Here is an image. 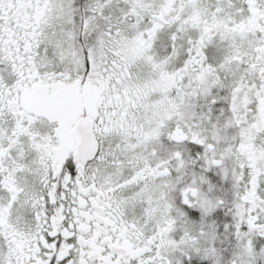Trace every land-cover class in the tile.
Here are the masks:
<instances>
[{
    "label": "flooded vegetation",
    "instance_id": "af4514ba",
    "mask_svg": "<svg viewBox=\"0 0 264 264\" xmlns=\"http://www.w3.org/2000/svg\"><path fill=\"white\" fill-rule=\"evenodd\" d=\"M247 230L264 0H0V264H249Z\"/></svg>",
    "mask_w": 264,
    "mask_h": 264
},
{
    "label": "rangeland",
    "instance_id": "374dc122",
    "mask_svg": "<svg viewBox=\"0 0 264 264\" xmlns=\"http://www.w3.org/2000/svg\"><path fill=\"white\" fill-rule=\"evenodd\" d=\"M226 226H228V225H226ZM230 226L232 227V228H234V232H237V234H235V236L234 237H232V239L230 240V239H225V237L224 238H222V239H219L220 240V242L221 243H223V249L225 248V247H228L227 245H231L232 246V249L234 248V247H236L237 246V241H238V239H239V236H240V233L242 232L241 231V229H240V226H237V223L235 222V221H230ZM248 235V242H249V246H252V248L254 247V246H257V250L260 252L259 254H255L254 256H252L251 257V255H253L254 254V251L255 250H249L248 249V256H249V259H250V263L249 264H264V242L263 241H259V244L258 245H256V244H253V240L252 239H249L251 236H255V234H256V232H254V231H251V230H247L246 232H245V235ZM227 243V244H226ZM263 248V249H262ZM229 254H222V255H220V256H223L221 259H223L224 257H226V256H228ZM213 256V255H212ZM202 259H203V257H201ZM200 257H199V259H201ZM209 258H210V255L207 253V254H205V256H204V259H203V264H210V261H209ZM201 259V260H202Z\"/></svg>",
    "mask_w": 264,
    "mask_h": 264
}]
</instances>
